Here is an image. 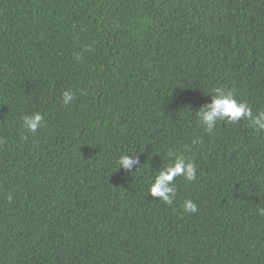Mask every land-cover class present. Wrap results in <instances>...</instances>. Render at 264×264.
I'll return each mask as SVG.
<instances>
[{"label": "trees", "instance_id": "1", "mask_svg": "<svg viewBox=\"0 0 264 264\" xmlns=\"http://www.w3.org/2000/svg\"><path fill=\"white\" fill-rule=\"evenodd\" d=\"M216 87L264 111V0H0V264H264V131L207 133Z\"/></svg>", "mask_w": 264, "mask_h": 264}, {"label": "clouds", "instance_id": "2", "mask_svg": "<svg viewBox=\"0 0 264 264\" xmlns=\"http://www.w3.org/2000/svg\"><path fill=\"white\" fill-rule=\"evenodd\" d=\"M76 58L79 59V57ZM208 96H210V102L195 111L199 123L207 133L212 134L221 121L238 123L241 120L247 121L249 126L257 132L264 131V111L254 112L247 103L238 100L231 90L216 87ZM75 97V92L67 89L62 94V102L66 106L71 105ZM43 125L44 115L39 111L22 118V128L27 132L35 134ZM115 163L118 169H123L128 174L137 172L141 167L138 155L134 154H121ZM197 171L194 161L183 155L175 156L170 164L156 172L149 185L148 194L167 205H172L177 196V178L182 177L188 182L194 181L197 178ZM183 210L186 213H196L197 204L191 199H186L183 202ZM261 215H264V209L261 210Z\"/></svg>", "mask_w": 264, "mask_h": 264}]
</instances>
